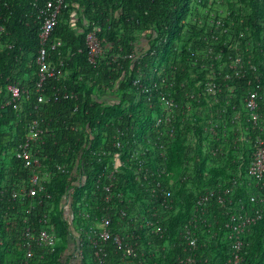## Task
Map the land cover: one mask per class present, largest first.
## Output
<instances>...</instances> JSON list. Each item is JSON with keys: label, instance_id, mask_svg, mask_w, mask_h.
I'll use <instances>...</instances> for the list:
<instances>
[{"label": "built area", "instance_id": "2783aa9c", "mask_svg": "<svg viewBox=\"0 0 264 264\" xmlns=\"http://www.w3.org/2000/svg\"><path fill=\"white\" fill-rule=\"evenodd\" d=\"M80 1L31 2L39 22L33 90L37 95L36 112L50 101L78 100V93L65 85L52 89L50 93H46L45 88L49 79L66 78L58 52L63 43L61 39L53 38V31L64 11H68L73 26L82 22L84 29L78 28L79 32L86 30L88 63L95 65L105 52V39L99 36L102 28L84 19V5ZM215 23L220 24L219 21ZM5 33V27L0 24V37ZM212 33L216 40L214 29ZM4 46L5 49L11 48L10 44ZM52 52L59 56L57 62L51 59ZM137 56L134 48L130 53H117L114 59L133 61ZM242 66L239 59H234L230 71L221 76L224 83H217V77L211 75L201 94L212 95L218 100L224 86H227L226 82L245 77L247 71ZM248 71L254 75L247 80L248 88L240 98V107L231 105L232 123L225 121L220 125L213 123L209 128L201 127L203 130L196 144H200L206 161L202 177L209 178L213 167L224 169L227 162L229 164L225 169L226 180L219 177L214 186L194 193L190 211L184 207V198L178 195V184L186 182V188L191 190L189 175L192 162L189 159L192 155L187 152V159L183 161L187 173L179 176V180L171 178L167 166L169 150L178 142L174 110L176 113L184 108L161 90L162 84H169L170 80L162 78L153 81L152 78L153 92L148 87L142 91L149 93V99L153 98L156 110L152 125L155 137H148L146 145L137 142L136 147L125 150V128L113 121L105 125L99 144H96V131L86 129V155L99 168L89 192L85 190V195L76 202H72L71 194L76 187L85 185L87 170L79 169L78 160L71 167L58 162L45 164L43 161L48 157H41V153L45 151L50 128L39 118L31 119L23 140L14 149V156L27 170L26 178L16 183L9 192L15 219L3 221V228H0V246L10 251L13 260L0 264H245L255 228L264 219V119L259 102L261 79L255 73V65H250ZM139 81L137 78L133 84L139 85ZM3 91L2 111L7 107L19 111L23 96L27 99L30 94L29 89H23L17 82H8ZM77 107V104L74 105L73 110L76 111ZM222 112L226 114L227 109ZM72 129L81 130L80 127ZM239 144H244L242 155L229 156L227 146ZM146 156H150L152 168L145 165ZM217 159L223 161L214 163ZM128 163L132 166L130 179L136 186L132 190L126 184L123 189H118V175ZM90 170L94 168L90 167ZM57 175H67L69 180L74 181L70 196L59 204L67 219L64 221L65 236L61 235L57 222L51 217L54 197L48 185ZM212 203L222 208V221L216 215H209ZM19 206H23V211ZM19 211H22L23 217L17 221ZM181 213L187 215L184 220L171 223ZM62 244L64 246L61 247Z\"/></svg>", "mask_w": 264, "mask_h": 264}, {"label": "trees", "instance_id": "16d2710c", "mask_svg": "<svg viewBox=\"0 0 264 264\" xmlns=\"http://www.w3.org/2000/svg\"><path fill=\"white\" fill-rule=\"evenodd\" d=\"M238 1L243 3L245 0H235L234 3H230L232 7L223 22L224 27H230L236 35H239L246 26L250 27L253 21L251 15H246L244 11V13L241 12L240 8L235 9ZM248 1L252 2V0ZM31 2L32 0H0V24L5 27L6 31L5 34L1 35L0 40L4 45H11L10 49H5L0 55L1 87L4 88L8 82L17 81L19 71L18 73L14 71L26 64L28 55L32 56L31 61L34 68L32 77L21 85L23 89H29L30 94L27 99L23 96L20 110L17 111L12 107H7L3 111L0 109L1 229L3 228V221L15 219L13 216L15 211L11 209L13 203L10 201V189L27 176V170L23 168L22 162L14 156V149L23 140L31 119L39 118L50 128L45 151L41 153V157L44 155L48 157L47 160L43 161L45 164L58 162L71 167L78 160L79 169L87 170L85 185L80 188L76 187L71 194L72 202H76L85 195V190L89 192L99 168V165L95 161H91L86 155L84 148L87 142L86 129L96 131V144H99L105 125L113 121L116 124H121V128H125L123 130L126 140L125 150L133 149L138 143L146 145L145 140L148 137H155L152 127L154 123L152 113L155 112L156 114V110L153 108V98L150 97L149 99V93L144 94L142 91L148 87L153 92L150 78L152 70L159 62L158 59L161 58L163 49L168 46L175 57V68H173L172 79L169 83L175 88L178 99H182L186 97V93L201 95L202 91L181 90L180 85L187 78V72L192 68L205 77L213 69L210 67L208 54L206 55L208 48L211 46L218 48L222 45H214L213 28L207 27L208 23H191L188 20L196 8H210L209 2L212 0H82L80 2L84 5V19L102 28L99 36L105 39L103 57L95 65L88 63L85 47L86 30L79 32L77 28L70 27L68 11H64L53 31V38L61 39L63 43L58 52L63 60V71L66 73V78L49 79L45 88L46 93H50L52 89L65 85L69 90L78 93V100L50 101L42 110L36 112L34 107L37 95L33 90L36 80L35 56L38 49L39 22L36 20V10L32 7ZM76 26L78 28L84 27L82 22L77 23ZM134 32H150V41H152L150 47H147L146 52L137 56L133 61L114 59L119 52L130 53L134 50L135 46L131 42ZM222 34L225 35V33ZM260 51L264 53V44ZM252 53L253 62L255 61L256 64L255 56L259 53L256 51ZM51 59L55 62L58 61L59 56L56 55V52L51 53ZM250 72L248 71L243 78L232 80V86L236 88L235 94L224 91L219 96L220 99L224 98V94L227 97L234 96V99L229 97L230 105L227 107L226 115L230 112L231 105L237 106L240 103L241 96L248 88L247 80L253 77L249 76ZM255 73L261 79L259 102L264 119V69L258 68ZM137 78L140 79L139 85H134L133 82ZM227 86L229 85L227 84ZM111 87H116L117 91L124 94L131 89L133 93L139 94L142 103L145 105L152 104L151 121L139 120L137 110L129 107L123 108L122 100L112 105H106V103L94 99V96L98 97L97 92H104ZM76 104L78 107L74 111L73 108ZM74 127H80L81 130L74 131L72 129ZM193 129L199 137L201 128L195 127ZM177 143L172 145L169 150L170 161L167 166L171 178L179 180V176L182 177V174L186 175L187 173V170L183 168V161L187 159V152L192 155L189 159L192 162L191 174L189 175L191 190L186 188V182L178 184V195L184 198V207L190 211L192 206L190 201L194 198L195 192L203 191L205 187L214 186L219 177L227 179L225 176L226 167L224 169L213 167L210 171L211 176L204 179L202 174L206 169V161L203 158L200 144L192 149L191 146H185L184 141L181 142L182 145H180L179 140ZM145 165L152 168L150 156H146ZM130 166L131 163H128L122 168V173L118 175V189H123L124 185L128 184V187L134 190L136 184L130 179L132 177V166ZM90 167H93L94 170H90ZM73 182V180L68 179L67 175H57L48 185V189L54 197L52 221L57 222L61 235L65 234L66 223L64 221L67 219L63 210L59 209V204L64 198L70 196L69 192L73 188ZM19 208L23 211V206H19ZM22 211H19L20 213L17 215L19 220L17 221L23 217ZM222 211V208L216 203H212L209 208V215H216L222 221ZM184 216H187L186 213L175 216L171 223L183 221ZM1 234L6 236L5 233ZM8 243L5 244L9 247L10 243ZM6 250L0 246L1 263L13 260L10 251ZM17 255L19 256L18 253ZM262 263H264V219L255 228L252 245L245 258V264Z\"/></svg>", "mask_w": 264, "mask_h": 264}, {"label": "rangeland", "instance_id": "374dc122", "mask_svg": "<svg viewBox=\"0 0 264 264\" xmlns=\"http://www.w3.org/2000/svg\"><path fill=\"white\" fill-rule=\"evenodd\" d=\"M234 2L235 0H212V2H209L210 8L204 9L198 7L189 16L188 20L191 23H208L207 27L213 28L217 33L215 35L217 39L215 42H213L214 45H222L218 48L211 46L208 48L209 53H206V55L208 54L210 67H213L215 73L212 74V70L204 77L200 74V72L192 68L187 72V78H185L182 82V85H180L181 90L201 92L204 90L206 82L205 80L208 81L211 75L217 77V83L223 84L224 82L222 81L221 76L224 73L230 71V67L236 58L239 59L240 63L243 65L242 69L246 70L247 72L250 65H255L256 69H264V53L260 51L264 44V0H252V2L245 0L243 3H241V1H238L239 3L237 2V7L235 9L240 8L241 12L244 11L246 15H251L253 17L252 25H250V27L246 26V28H244V30L239 35H236L230 27L225 28L223 25L224 19L232 7L230 3ZM214 10L219 14H217ZM216 21H219L220 24H216ZM75 27L78 29L77 26ZM118 33H120V31H118ZM222 33H225V35ZM132 37L133 39L131 42L134 44L138 55L145 53L147 47H150V43L152 42L150 41V32H134ZM167 43L169 44V41H167ZM163 50L164 51L161 54V58L158 59L159 62L155 65V68L153 69V75L150 78L151 80L153 78V81L162 78L167 79L168 81L172 79V71L173 68H175V57L173 56V53L170 52L168 46H166ZM4 51L5 49H0V55ZM254 51L259 53L255 56L257 61L256 64L254 63L255 61L253 62L254 57L252 52ZM31 57V55H28L26 58V64L14 71L17 73L19 71L18 76L24 80L30 79L33 75L32 73L34 68L32 66ZM253 75L254 74L250 72L249 76L252 77ZM226 83L229 86L225 85L224 91H228L229 94L232 92L235 94L234 91L236 88L232 86V81ZM162 85L163 87H161V90L164 91V93L167 92L169 98L174 99V102L176 100L178 104L184 107L177 110L176 113L174 110V121L177 123L178 132V136L176 137L179 140L180 145H182L181 142L184 141L183 144H185V146L188 147L191 145V148L195 149L198 137L195 134L193 128L204 127L207 121L221 118L222 115H224L227 119L231 117L232 110H230L227 115L223 113L222 110L227 109L229 100L228 98L233 95L227 97L224 94L223 99L218 98V100H216L212 95L204 93L203 95L191 94V97H183L182 99H178L177 94L175 93V88L170 83H163ZM118 92L119 91L116 90V87H111L104 92H97L98 97L94 96V99H98L99 101L106 103V105H112L118 103L119 101L121 102L122 100L123 108L129 107L137 110V117H139V120L145 122L151 121L150 112L151 109H153L152 104L148 103L145 105L142 103L140 101L139 94L135 92L133 93V90L131 89L128 90L127 93L125 92V94L123 92ZM188 95L189 94L186 93V96ZM237 106L240 107V103H238ZM157 111H160L159 108ZM152 117H155V112L152 113ZM188 142L189 145L187 144Z\"/></svg>", "mask_w": 264, "mask_h": 264}, {"label": "crops", "instance_id": "0c3cea01", "mask_svg": "<svg viewBox=\"0 0 264 264\" xmlns=\"http://www.w3.org/2000/svg\"><path fill=\"white\" fill-rule=\"evenodd\" d=\"M69 22V26L70 27H72L73 29H76V27L75 26H73L72 25V22L69 20L68 21ZM4 43L0 40V49H2V50H4L5 49V46L3 45ZM26 81L27 80H24L23 78H21V77H18L17 78V83H19L20 85H23V84H25L26 83ZM3 90H4V88H2L1 87V85H0V102L2 101V99H3ZM222 115V114H221ZM232 116V115H231ZM204 118H205V116H204ZM225 121H227V123H229V124H231L232 123V120H231V117L230 118H225V116L224 115H222L221 116V118H217V119H215V120H211V121H207V123L205 124V127L206 128H209L210 126H211V124H218V125H220V124H222V123H224ZM205 129V128H204ZM201 130H203L202 128H201ZM230 135V134H229ZM236 140V139H235ZM232 147V148H231ZM243 147H244V144L243 145H241V144H239V146H235V145H228L227 146V154L229 155V156H231V155H233V156H237V157H240L241 155H242V153H243ZM234 148V149H233ZM231 149H232V151H231ZM223 160H215L214 161V163H221ZM228 162H227V165H226V167L228 166Z\"/></svg>", "mask_w": 264, "mask_h": 264}]
</instances>
